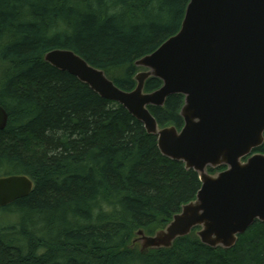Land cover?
<instances>
[{
  "label": "trees",
  "instance_id": "trees-1",
  "mask_svg": "<svg viewBox=\"0 0 264 264\" xmlns=\"http://www.w3.org/2000/svg\"><path fill=\"white\" fill-rule=\"evenodd\" d=\"M189 2L0 0V104L9 113L0 177L34 181L27 197L0 207V264H264L260 221L230 249L203 244L195 231L171 249L132 248L135 231L154 233L195 199L199 175L163 155L123 105L44 60L72 49L133 90L135 62L180 30ZM161 86L152 77L146 91ZM183 104L174 94L149 108L161 127L182 128Z\"/></svg>",
  "mask_w": 264,
  "mask_h": 264
},
{
  "label": "water",
  "instance_id": "water-1",
  "mask_svg": "<svg viewBox=\"0 0 264 264\" xmlns=\"http://www.w3.org/2000/svg\"><path fill=\"white\" fill-rule=\"evenodd\" d=\"M44 60L123 105L157 135L163 155L199 175L195 199L153 234L135 231L132 248L171 249L195 231L203 244L230 249L256 221L264 223V153L255 152L264 143V0H190L180 30L135 62L142 69L133 90L72 49H52ZM152 77L162 86L149 92ZM174 94L184 96V124L161 127L149 106L163 107ZM8 120L0 104V129ZM33 188L28 175L0 177V207Z\"/></svg>",
  "mask_w": 264,
  "mask_h": 264
},
{
  "label": "rangeland",
  "instance_id": "rangeland-1",
  "mask_svg": "<svg viewBox=\"0 0 264 264\" xmlns=\"http://www.w3.org/2000/svg\"><path fill=\"white\" fill-rule=\"evenodd\" d=\"M149 232V231H148ZM149 233H153V232H149Z\"/></svg>",
  "mask_w": 264,
  "mask_h": 264
}]
</instances>
